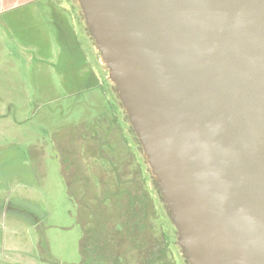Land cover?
<instances>
[{"label": "rangeland", "instance_id": "1", "mask_svg": "<svg viewBox=\"0 0 264 264\" xmlns=\"http://www.w3.org/2000/svg\"><path fill=\"white\" fill-rule=\"evenodd\" d=\"M103 56L80 0H0V264H193Z\"/></svg>", "mask_w": 264, "mask_h": 264}, {"label": "water", "instance_id": "2", "mask_svg": "<svg viewBox=\"0 0 264 264\" xmlns=\"http://www.w3.org/2000/svg\"><path fill=\"white\" fill-rule=\"evenodd\" d=\"M193 264H264V0H80Z\"/></svg>", "mask_w": 264, "mask_h": 264}, {"label": "trees", "instance_id": "3", "mask_svg": "<svg viewBox=\"0 0 264 264\" xmlns=\"http://www.w3.org/2000/svg\"><path fill=\"white\" fill-rule=\"evenodd\" d=\"M160 249H161V254L164 255L165 254V250H166L165 249V245H163V247H161ZM162 263L165 264L164 260H162Z\"/></svg>", "mask_w": 264, "mask_h": 264}]
</instances>
